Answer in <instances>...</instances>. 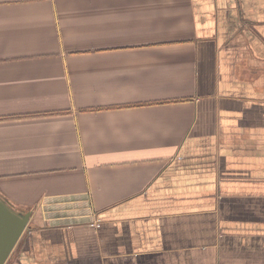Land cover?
<instances>
[{
  "label": "crops",
  "instance_id": "1",
  "mask_svg": "<svg viewBox=\"0 0 264 264\" xmlns=\"http://www.w3.org/2000/svg\"><path fill=\"white\" fill-rule=\"evenodd\" d=\"M0 197L5 264H264V0H0Z\"/></svg>",
  "mask_w": 264,
  "mask_h": 264
},
{
  "label": "water",
  "instance_id": "2",
  "mask_svg": "<svg viewBox=\"0 0 264 264\" xmlns=\"http://www.w3.org/2000/svg\"><path fill=\"white\" fill-rule=\"evenodd\" d=\"M32 213L17 212L0 197V264H5L26 229Z\"/></svg>",
  "mask_w": 264,
  "mask_h": 264
},
{
  "label": "built area",
  "instance_id": "3",
  "mask_svg": "<svg viewBox=\"0 0 264 264\" xmlns=\"http://www.w3.org/2000/svg\"><path fill=\"white\" fill-rule=\"evenodd\" d=\"M96 224V226H100V221H98L97 223H95Z\"/></svg>",
  "mask_w": 264,
  "mask_h": 264
}]
</instances>
